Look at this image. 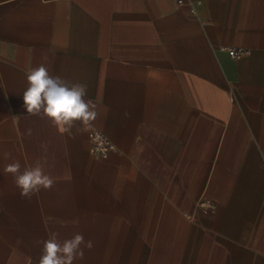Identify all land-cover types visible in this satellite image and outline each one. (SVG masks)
<instances>
[{
	"label": "crops",
	"instance_id": "1",
	"mask_svg": "<svg viewBox=\"0 0 264 264\" xmlns=\"http://www.w3.org/2000/svg\"><path fill=\"white\" fill-rule=\"evenodd\" d=\"M190 9L0 0V264H38L54 232L92 241L74 264H264V0ZM42 63L87 85V131L27 113L26 73ZM96 129L118 147L107 158ZM13 161L42 163L51 190L22 197Z\"/></svg>",
	"mask_w": 264,
	"mask_h": 264
},
{
	"label": "clouds",
	"instance_id": "2",
	"mask_svg": "<svg viewBox=\"0 0 264 264\" xmlns=\"http://www.w3.org/2000/svg\"><path fill=\"white\" fill-rule=\"evenodd\" d=\"M26 78L23 106L27 113L46 117L61 134L74 138L76 133L87 131L97 119V104L91 99H85L86 84L71 83L60 76H54L44 63L28 71ZM77 124L80 126L77 127ZM73 128H76V133H73ZM9 155L10 153H5V158ZM4 172L12 175L20 195L25 198H31L41 189L51 190L55 183L45 173L40 162L22 169L19 161H13L5 166ZM58 237L59 233L54 232L46 240L37 242L42 244L38 264H74L76 260L83 259L84 249L91 250L93 247L92 241H85L81 233H75L63 241Z\"/></svg>",
	"mask_w": 264,
	"mask_h": 264
},
{
	"label": "built area",
	"instance_id": "3",
	"mask_svg": "<svg viewBox=\"0 0 264 264\" xmlns=\"http://www.w3.org/2000/svg\"><path fill=\"white\" fill-rule=\"evenodd\" d=\"M178 6H184L189 4L192 13L195 12L196 4H201L202 0H176ZM222 50L227 51L234 59H240L250 53V50L244 47H226L222 46ZM91 148L96 157L107 158L112 152L117 150V145L101 130H94L91 135ZM210 200L205 199L201 202V206L208 205Z\"/></svg>",
	"mask_w": 264,
	"mask_h": 264
}]
</instances>
